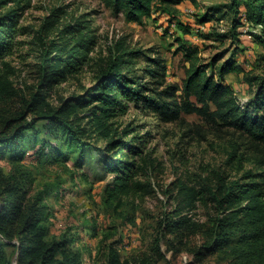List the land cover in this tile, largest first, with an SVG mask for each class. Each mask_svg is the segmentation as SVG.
<instances>
[{
	"label": "rangeland",
	"instance_id": "1",
	"mask_svg": "<svg viewBox=\"0 0 264 264\" xmlns=\"http://www.w3.org/2000/svg\"><path fill=\"white\" fill-rule=\"evenodd\" d=\"M247 1L238 0V6ZM7 14H18V21L0 64L6 85L0 91V122L35 125L22 137L19 158L0 154V191L10 185L36 202L49 236L68 238L82 264H106L109 248L129 264H264V148L194 113L163 122L118 90L112 116L100 113L97 103L80 108L75 99L86 98L111 67L148 84L144 70L158 58L167 66L168 84L180 86L188 63L178 38L197 49L200 63L212 65L209 72L216 78L227 60L262 77L264 31L239 23L244 16L232 0H182L171 10L157 5L141 24L127 21L103 0H0V18ZM205 15L210 20L201 24ZM176 22L190 32L183 34ZM74 24L94 39L86 60L44 88L50 108L69 105L64 119L73 122L76 136L40 117L47 106L33 102L43 90L41 58L56 50L53 57L68 56L79 40L68 29ZM242 76L223 77L239 102L249 100L253 89ZM117 138L123 146L108 151L107 142ZM127 168L131 192L110 198L107 191ZM227 192L231 204H220ZM5 253L19 264L14 245L5 246Z\"/></svg>",
	"mask_w": 264,
	"mask_h": 264
},
{
	"label": "trees",
	"instance_id": "2",
	"mask_svg": "<svg viewBox=\"0 0 264 264\" xmlns=\"http://www.w3.org/2000/svg\"><path fill=\"white\" fill-rule=\"evenodd\" d=\"M115 11L122 12L127 21L141 24L143 19L149 17L157 5L171 10L179 5L182 0H103ZM238 7L244 16L239 23L244 25L245 21L251 26H260L264 31V0H248L238 6V0H232V8ZM242 17V16H241ZM243 19V17H242ZM210 20L205 15L199 20L201 24ZM18 14H7L0 18V64L3 58L11 50L12 38L15 36ZM175 25L183 34L190 32V27L181 22ZM79 24L68 26L70 34L78 37V43L71 48L67 57H53L50 54L41 58V90L33 96L34 104H44L47 109L43 111L45 119L50 123L59 124L64 131L74 132L73 122L64 119L68 106L64 103L57 109L50 108L45 102L48 88L57 84L66 77L68 73L77 71L86 60L90 45L94 39L87 38L85 27ZM179 47L184 59L188 63L185 77L181 85H171L167 82V66L158 58L152 60L151 64L144 70L150 79L148 84L138 83L136 78L123 76L117 69L112 67L104 72L94 89L85 97H77L76 105L83 107L88 103H97L98 111L102 114L111 112L119 103L115 96L118 90L124 99H133L142 102L163 122H175L181 117V113H194L201 117L207 124L232 129L244 134L250 142L264 148V76L254 77L247 73L243 63L236 60H227L218 67L216 73L209 72L212 65L200 63L197 49L187 46L183 40L178 38ZM62 52V51H60ZM216 70L215 68H212ZM229 73L242 74L243 80L252 89L250 99L242 105L236 98L235 91L229 84H225L224 76ZM5 83L0 76V91L5 89ZM15 124V125H14ZM35 123L26 122L18 124L17 119H3L0 122V154L5 151L13 153L18 158L21 155V141L23 135L34 128ZM13 128V129H11ZM103 133L109 135V128L104 126ZM134 144L128 147L132 153H139ZM123 146L122 139H112L106 144L109 151ZM131 169L127 168L122 176L118 177L119 183L115 184L108 192L109 197L130 193L132 190ZM24 192H19L10 185L4 186L0 191V264H12L5 253V246L17 248V259L19 264H82V257L78 250L71 246L68 238L61 236L54 238L49 236V230L45 225L44 217L40 213L36 202L30 203L26 200ZM232 194L227 192L218 202L231 204ZM259 216V212L254 217ZM222 225V224H220ZM224 228L223 230H225ZM16 243H13V240ZM106 264H129L126 260H120L118 252L109 248Z\"/></svg>",
	"mask_w": 264,
	"mask_h": 264
},
{
	"label": "built area",
	"instance_id": "3",
	"mask_svg": "<svg viewBox=\"0 0 264 264\" xmlns=\"http://www.w3.org/2000/svg\"><path fill=\"white\" fill-rule=\"evenodd\" d=\"M256 27H257V28H260V26H256ZM243 103H244V102H239V104H241V105H242Z\"/></svg>",
	"mask_w": 264,
	"mask_h": 264
}]
</instances>
